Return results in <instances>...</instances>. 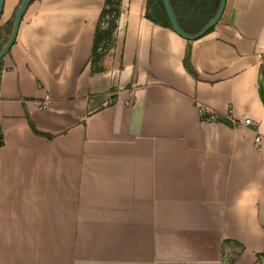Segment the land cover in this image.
Listing matches in <instances>:
<instances>
[{
	"label": "crops",
	"instance_id": "1",
	"mask_svg": "<svg viewBox=\"0 0 264 264\" xmlns=\"http://www.w3.org/2000/svg\"><path fill=\"white\" fill-rule=\"evenodd\" d=\"M103 4L33 0L0 60V264H264V0H226L194 41L121 0L91 72Z\"/></svg>",
	"mask_w": 264,
	"mask_h": 264
},
{
	"label": "trees",
	"instance_id": "2",
	"mask_svg": "<svg viewBox=\"0 0 264 264\" xmlns=\"http://www.w3.org/2000/svg\"><path fill=\"white\" fill-rule=\"evenodd\" d=\"M171 3L174 9L176 8L177 4H180L181 9L183 8V11L187 13L188 23H182L178 19L180 26L187 33L197 32L210 19L211 15L214 12L215 6L217 5L216 1L213 5V8L210 9L209 0H172ZM120 4L121 0H104V4L99 14V19L93 36L91 50V72H99L102 70V67H99L97 64L102 57V51L106 49L112 41L113 33L117 27V19L120 13ZM145 15L154 23L171 28L161 0H146ZM12 24L13 20H10L7 24V36L10 34ZM7 38L5 39V42ZM184 66L192 76L198 77V75L190 65L189 50H187L184 58ZM223 120L224 119H221L220 122H227L226 120ZM31 128L34 132H36L32 124ZM2 141L3 140L1 139L0 135V145H2Z\"/></svg>",
	"mask_w": 264,
	"mask_h": 264
},
{
	"label": "water",
	"instance_id": "3",
	"mask_svg": "<svg viewBox=\"0 0 264 264\" xmlns=\"http://www.w3.org/2000/svg\"><path fill=\"white\" fill-rule=\"evenodd\" d=\"M33 0H21L19 2V5L16 9L15 12V16L13 19V24H12V28L10 31V34L8 36V39L6 40V42L4 43V45L0 48V60L8 53V51L10 50V48L12 47V45L15 42V39L17 37L18 34V30H19V26L22 20V17L26 11V9L28 8V6L30 5V3ZM225 1L226 0H219L218 1V6L215 10V12L213 13V15L210 17V19L195 33H187L186 31H184L182 29V27L180 26L176 15L173 11V8L170 4L169 0H161L167 19L169 21V24L172 28V30L181 38L187 40V41H194L197 40L198 38L202 37L206 32H208L212 27H214L216 25V23L219 21L222 12L224 10V6H225ZM3 4H4V0H0V15L2 13L3 10ZM260 97L262 102L264 103V85L261 82L260 83Z\"/></svg>",
	"mask_w": 264,
	"mask_h": 264
},
{
	"label": "built area",
	"instance_id": "4",
	"mask_svg": "<svg viewBox=\"0 0 264 264\" xmlns=\"http://www.w3.org/2000/svg\"><path fill=\"white\" fill-rule=\"evenodd\" d=\"M113 99H110L108 103H112ZM48 96L45 97V100L42 104H37L38 109H46L48 108ZM131 103L130 98L126 101V104L129 105ZM198 112L200 115V118L203 123H212V122H220L221 119L226 120L229 122L231 125H240L245 129H251L253 133L255 134V142L257 144L261 143V135L258 131V125L257 123L251 119L248 116L240 117L235 119L231 115V111H228L227 115L225 118H221L217 113L213 112L210 108H208L205 105H198ZM259 260H264V254H262L259 257Z\"/></svg>",
	"mask_w": 264,
	"mask_h": 264
},
{
	"label": "rangeland",
	"instance_id": "5",
	"mask_svg": "<svg viewBox=\"0 0 264 264\" xmlns=\"http://www.w3.org/2000/svg\"><path fill=\"white\" fill-rule=\"evenodd\" d=\"M13 19H14V15L12 17V20ZM7 32H8V28L7 27L6 28H2V30H0V48L3 46V43L5 42V39L8 37L7 36ZM103 65H104L103 66L104 68H109L111 66L108 62L104 63Z\"/></svg>",
	"mask_w": 264,
	"mask_h": 264
}]
</instances>
